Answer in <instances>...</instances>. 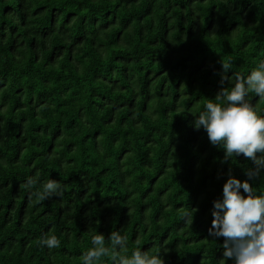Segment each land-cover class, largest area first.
I'll use <instances>...</instances> for the list:
<instances>
[{
	"label": "trees",
	"instance_id": "obj_1",
	"mask_svg": "<svg viewBox=\"0 0 264 264\" xmlns=\"http://www.w3.org/2000/svg\"><path fill=\"white\" fill-rule=\"evenodd\" d=\"M260 61L264 0H0V264H82L113 231L129 256L139 240L165 264H221L213 201L254 165L192 114ZM49 179L62 195L37 202ZM249 182L264 193V170Z\"/></svg>",
	"mask_w": 264,
	"mask_h": 264
},
{
	"label": "clouds",
	"instance_id": "obj_2",
	"mask_svg": "<svg viewBox=\"0 0 264 264\" xmlns=\"http://www.w3.org/2000/svg\"><path fill=\"white\" fill-rule=\"evenodd\" d=\"M221 84L228 81L231 61H220ZM234 82L230 89L222 87L214 100L204 104L203 111L194 116L193 127L207 133L209 143L220 146L224 160L243 156L251 160L254 167L245 172L249 179L240 181L231 174L222 186V199L213 201L212 221L209 234L223 237L221 264L231 260L233 264H264V193L259 195L249 180L259 177L264 170V116L249 102L254 93L264 100V61H260L245 77L232 74ZM39 181V174L30 177L24 187L31 188ZM241 189L243 190L241 192ZM40 202L62 195V186L49 179L42 190L32 193ZM198 209L183 211V219L189 226ZM49 249L59 248L60 240L54 234H45L38 241ZM128 255V238L119 231L111 232L107 238L103 233L91 235L92 247L80 257L82 264H98L107 257L112 264H165L160 252L142 250L139 240Z\"/></svg>",
	"mask_w": 264,
	"mask_h": 264
}]
</instances>
